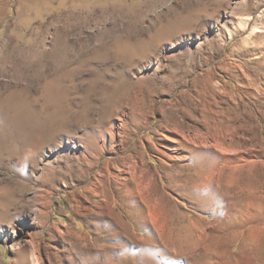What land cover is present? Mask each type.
Here are the masks:
<instances>
[{
  "label": "rangeland",
  "instance_id": "obj_1",
  "mask_svg": "<svg viewBox=\"0 0 264 264\" xmlns=\"http://www.w3.org/2000/svg\"><path fill=\"white\" fill-rule=\"evenodd\" d=\"M259 226L264 0H0V261L264 264Z\"/></svg>",
  "mask_w": 264,
  "mask_h": 264
},
{
  "label": "bare ground",
  "instance_id": "obj_2",
  "mask_svg": "<svg viewBox=\"0 0 264 264\" xmlns=\"http://www.w3.org/2000/svg\"><path fill=\"white\" fill-rule=\"evenodd\" d=\"M200 145L201 146H204V143L202 142V143H200ZM220 154V156L222 157V156H224V155H228L229 154V152H220L219 153ZM226 157H228V156H226ZM208 183H209V181H207L206 183H204L202 186H203V188H205L207 185H208ZM229 196H231V195H229ZM229 196H228V199H229ZM228 199H226L225 200V202H227L228 201ZM229 204H231V203H226V206L227 205H229ZM232 205H229V207H231ZM225 211V210H224ZM225 217H224V222H223V228H227V223H228V221L230 220V213H229V211L227 210V213L224 215ZM258 232H259V234L261 233V231H263L264 232V226H259V227H257V229H256ZM252 234H255V236L254 235H252V238L253 239H256L257 238V234H256V232H253ZM256 237V238H255ZM31 242V241H30ZM27 250L28 249H24V250H22V251H20L21 252V255L19 256V259H17L18 260V262H17V264H44V262H43V259H42V253H41V249H40V245L39 244H37V243H35V246H33V248H31V251H30V254L29 253H27ZM20 254V253H19ZM0 264H6L5 262H2V261H0ZM228 264V263H227Z\"/></svg>",
  "mask_w": 264,
  "mask_h": 264
}]
</instances>
